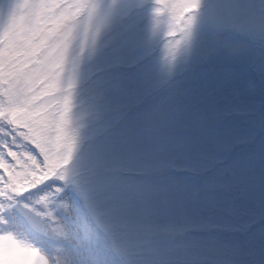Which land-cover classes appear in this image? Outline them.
<instances>
[{"label":"rangeland","instance_id":"1","mask_svg":"<svg viewBox=\"0 0 264 264\" xmlns=\"http://www.w3.org/2000/svg\"><path fill=\"white\" fill-rule=\"evenodd\" d=\"M69 2L76 15L46 29L59 32L58 43L41 41L45 60L67 63L48 65L41 95H73L63 116L73 113L72 132L82 136L78 171L100 147L97 94L101 84L111 86L103 145L120 170L122 215L137 226L105 218L90 227L70 199L58 200L47 187L28 208L0 217V228L59 264H98V253L111 264H226L235 247L264 255V14L251 9L260 0H201L191 14V43L175 59L166 48L174 0ZM225 3L233 17L227 24L219 18ZM204 26L232 33L220 53L242 61L240 72L208 61L215 48L197 52ZM4 28L0 20V36ZM4 130L0 123V138ZM152 167L162 171L147 174ZM0 264L32 261L23 254L5 259L0 245Z\"/></svg>","mask_w":264,"mask_h":264},{"label":"snow or ice","instance_id":"2","mask_svg":"<svg viewBox=\"0 0 264 264\" xmlns=\"http://www.w3.org/2000/svg\"><path fill=\"white\" fill-rule=\"evenodd\" d=\"M168 6L174 13L175 23L166 48L175 59L180 47L191 43L196 20L191 14L199 10L201 0H174ZM74 8L78 10L69 0H8L0 7V20L5 24L0 36V123L5 125L0 138V217L16 212L21 204L28 208L31 196L53 187L52 195L58 200L70 199L90 227H98L105 218L135 227L136 223L122 215L120 170L110 165L103 145L107 133L105 121L114 106L111 86L101 84L97 94L95 119L100 125V147L94 158L78 171H74L73 165L81 149L82 136L72 132L76 123L73 113L69 112L66 119L63 116L66 108L74 106L73 95L63 90L53 96L41 95L51 79L45 78L48 65L67 63L63 58L58 61L51 56L45 60L46 50L41 48V41L58 43L59 32L50 36L46 29L76 15ZM251 9L264 14V0ZM207 60L219 61L238 72L242 70V61L220 52L208 56ZM64 86L61 81V89ZM74 86V80L67 84L69 89ZM160 171L161 168L152 167L147 174ZM24 188L27 190L22 191ZM59 215L68 213L62 211ZM0 245L5 259L23 254L32 264H59V258L54 261L38 244H22L3 228H0ZM97 260L98 264H111L103 253H98ZM225 260L226 264H264V255L257 258L253 249L235 247L226 254Z\"/></svg>","mask_w":264,"mask_h":264},{"label":"clouds","instance_id":"3","mask_svg":"<svg viewBox=\"0 0 264 264\" xmlns=\"http://www.w3.org/2000/svg\"><path fill=\"white\" fill-rule=\"evenodd\" d=\"M219 18L226 24L232 22L233 17L231 9L227 7V3H225V7L223 8ZM231 36L232 33L230 32L218 34L214 27H201L198 32L197 52H203L205 54L213 48L217 49L218 52H222L223 41Z\"/></svg>","mask_w":264,"mask_h":264},{"label":"bare ground","instance_id":"4","mask_svg":"<svg viewBox=\"0 0 264 264\" xmlns=\"http://www.w3.org/2000/svg\"><path fill=\"white\" fill-rule=\"evenodd\" d=\"M63 224H65V222H63ZM65 232V231H64ZM67 251H69V249H67Z\"/></svg>","mask_w":264,"mask_h":264}]
</instances>
